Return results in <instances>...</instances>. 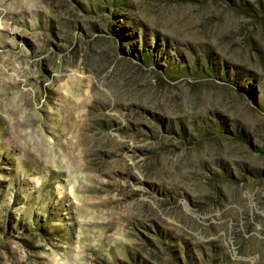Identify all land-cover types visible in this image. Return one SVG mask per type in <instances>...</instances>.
<instances>
[{"label":"rangeland","instance_id":"1","mask_svg":"<svg viewBox=\"0 0 264 264\" xmlns=\"http://www.w3.org/2000/svg\"><path fill=\"white\" fill-rule=\"evenodd\" d=\"M0 264H264V0H0Z\"/></svg>","mask_w":264,"mask_h":264}]
</instances>
